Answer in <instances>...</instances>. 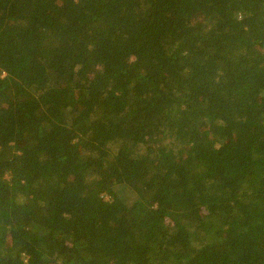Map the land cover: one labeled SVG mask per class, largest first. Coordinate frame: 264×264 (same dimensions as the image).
Instances as JSON below:
<instances>
[{
  "label": "trees",
  "instance_id": "16d2710c",
  "mask_svg": "<svg viewBox=\"0 0 264 264\" xmlns=\"http://www.w3.org/2000/svg\"><path fill=\"white\" fill-rule=\"evenodd\" d=\"M0 264H264V0H0Z\"/></svg>",
  "mask_w": 264,
  "mask_h": 264
}]
</instances>
